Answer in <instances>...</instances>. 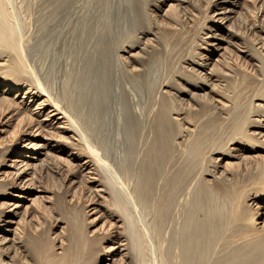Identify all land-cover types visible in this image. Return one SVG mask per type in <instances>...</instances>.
Instances as JSON below:
<instances>
[{"label":"bare ground","instance_id":"1","mask_svg":"<svg viewBox=\"0 0 264 264\" xmlns=\"http://www.w3.org/2000/svg\"><path fill=\"white\" fill-rule=\"evenodd\" d=\"M261 76L264 0H0V264H167L162 250L148 252L157 224L144 222L151 212L160 220L176 193L181 175L167 166L205 122L235 112L239 79ZM249 97L246 119L211 148L202 178L239 187L230 193L244 221L228 232L191 222L179 264H209L218 246L214 264H264L255 219L264 178L241 191L234 174L258 168L264 145V87ZM41 171L60 178L57 188ZM85 190L82 232L99 246L81 257L69 221L60 215L39 233L37 220L57 196L74 202Z\"/></svg>","mask_w":264,"mask_h":264},{"label":"rangeland","instance_id":"2","mask_svg":"<svg viewBox=\"0 0 264 264\" xmlns=\"http://www.w3.org/2000/svg\"><path fill=\"white\" fill-rule=\"evenodd\" d=\"M251 19L252 20H250V21H253V18H251ZM30 24L32 25L31 21H30V23L27 22V24H25V27L28 29H24L25 30L24 33L27 34V36H29V37L31 36L30 34H32V31H30L32 29V27L29 29V27L31 26ZM27 26H29V27H27ZM28 31H30L31 33L29 32V34H28ZM168 59H169V61H168ZM168 59L162 60L163 62L161 65H164L163 68L164 69L167 68V69L164 71V69L161 66L159 69L160 71H162L161 69H163V71L161 73H164V72L166 73L167 70L169 72L172 69L171 67L174 66V63H175L174 59H176V57L174 56V58H173V56H171ZM171 65H173V66H171ZM260 79H261V81L260 80L254 81L251 79H249V80L239 79L237 81V83L235 84L236 85V91H237L236 100H235V108H234L235 112L234 113L232 112L231 116L228 119L224 118V119L220 120L221 118L213 117V119H211L210 122L209 121L205 122L203 124V129L200 133L202 137L201 138L199 137L197 139L195 137V138H192L191 141L188 140L186 142H183L180 146L181 148L178 150V152L179 151L180 152L179 153L177 152L176 153L177 156L175 157V159L172 162H170V164H168V166L170 165L169 167L167 166V169L169 168L168 174H174V172L177 171L176 173H178V174L180 173L181 177H179L180 181H179V184L176 188V193L174 192V196H172V198H171L172 200L170 199V201H171L169 203L170 205L169 204H168L169 206L166 205V208H165L164 212L162 213V216H161L162 219L160 217V220L156 219L157 220L156 221L155 220L156 216H154L156 214H153V212H151V210L148 211V213L151 212V214H149L147 217L144 215V219L147 218V220L144 221V219H143V221L145 223L147 222L146 226L148 228L152 223L156 222V224H157L156 226H155V224H153V226L150 227L153 229L152 231L154 233L156 232L155 234L152 231L148 232V233L152 232L151 233L152 235L151 234L148 235V236H150V238L152 237V239H150V241L151 240L152 241L148 245V247L150 246L148 252L151 254V256L156 255V257H158L157 255H159V252L162 250L161 252H162L163 257H165L164 259H166L165 261H168L167 264H169V263L174 264V262H175V264H177L178 262L179 263L183 262L184 256L182 257V254H181L183 249L180 246V241H181L180 239H183L184 238L183 236H185V234L186 235H187V233L189 234L188 231L190 229H192V228H190L191 222L193 225L194 224L196 225V223L198 222V224L199 223L204 224V225L206 224V226L209 225V222H210V223L215 224V226L217 225L216 226L217 229L222 230V231H224L229 226L228 230L227 231L225 230L226 232L233 229L234 226H232V225H234V224L236 225V222L238 220L236 221V215H234V214H236L235 210H237V209H235V207L237 208V206H235L236 201L234 200L235 198H234V196L232 197V195L235 193H237L236 196L238 195V192H240L239 187L232 188L231 186L228 185V187L225 186V188H224L220 184L207 185L202 180V178L204 179L205 176H208V175L203 174V170L206 169L208 166L209 155L211 154L212 149H216L215 147L218 148V147L224 146L226 141H227V138L230 136V133H232V131L235 129L236 126L237 127H238V125L240 126L241 121H243L244 118L246 119L248 112L250 111V104H249L250 94L252 93L253 89H261L262 87H264V76H261ZM139 98H140V102H141L140 105L144 106V107L147 106L150 109V107H151L150 105H152L150 103L152 100H150V102H149V99H147L148 97L145 99H142V97H139ZM141 99H142V101H141ZM146 99L148 100V102L145 101ZM257 102H260V101H257ZM145 103H149V104H145ZM147 107H146V110H148ZM150 130H151V128H148V130L146 132L147 139H148V137L150 138L152 136L151 135L152 132H150ZM148 131H149V133H148ZM262 139H264V137ZM263 142H264V140H263ZM121 147H122V145H121ZM260 148L261 149L257 150V154L259 155V160H260V165L258 168L260 170L258 168H254L252 166L251 167L240 166V168H237V169L235 168L236 171L234 174H235V176H237V177H235V178H237L236 180L239 181L238 185L240 184L239 185L240 190L241 189L243 190V187H244V189L253 187L255 183H256L255 185H257V184L262 185L260 183H262L261 181L264 178V145H260ZM12 159H15V157H13ZM111 162H113V161L109 160V163H111ZM170 171H172V172H170ZM40 173H41L40 181L43 184L48 183V184L56 186V185L61 183L60 178L52 175L49 172H48L49 174L47 172H44V171H41ZM239 179L243 180L242 183ZM59 181H60V183H59ZM229 187L232 188V190H234V191H235V189L237 191V188H238V191L237 192L231 191ZM56 188H57V186H56ZM226 188L229 189L230 191H228V190L226 191ZM223 189H225V190H223ZM230 192L233 194H231ZM86 199H87V191L86 190L82 191V192L80 191L78 193V197H77L78 203H77V201H74V202L69 201L68 196L65 194H63V196H61L60 198L57 196V198L55 200L56 201L55 202L56 203L55 204L56 205L55 210H53V211L51 210L48 212L46 211L44 218L42 217L39 220H37V221H39V223H40L39 226L41 227L40 228L41 230L39 231V233H42V231H44L45 229H48L50 227V225H52L51 223L53 222V218L57 219V218H59L58 216H60V215L64 217L63 219H65V221L66 220H67V222L69 221L71 229H72V233H74L75 239L79 243V246H80L79 250H82V251H80V254H81V252L83 253V254H81L82 255L81 257H84V255H85L84 251H85V253L87 252L86 249L89 248V245L90 246L94 245V246H96V248L99 246V240L98 239H91L90 238L88 240V238H85L86 237V235H84L85 231L82 232V229L85 230L84 224H81V223L83 222L82 221L83 218H85V216H84L85 214H83L82 211H83ZM4 201H6V200L3 199V201L0 202V206H1L2 202H4ZM199 203H200V206H199ZM78 209H79V211H78ZM0 211H3V210H0ZM32 211H33V208H30L27 210L25 215H23L26 222L28 221V219H30L29 216L31 215ZM145 211H147V210H145ZM138 212H139V210H138ZM208 213H210V214H208ZM144 214H147V212H145ZM148 217H149V220H148ZM211 217H212V219H210ZM208 218H209V220H208ZM234 218H235V220H234ZM255 219L257 220L256 225L258 227H261V230L264 229V208L261 210V212L258 216H255ZM153 220H155V221L153 222ZM149 221L152 223H150ZM193 221H194V223H193ZM241 221H244V220H241ZM241 221H239V222H241ZM57 222L58 221H56V223ZM148 222L150 225L148 224ZM223 222H224V224H223ZM239 222H237V223H239ZM29 223H31V222H29ZM146 226L144 225V227H146ZM154 226L157 230L154 229ZM55 227H56V224H55ZM147 227H146V229H147ZM51 229L53 231L56 230V228H51ZM186 229H187V231H186ZM148 230H151V229H148ZM183 231L184 232L186 231V233H183ZM259 233H261V232H259ZM262 233H264V230L262 231ZM181 235H183V236H181ZM41 237L42 236H39V238H37V239H40L42 241L47 240V238H45V240H44V238H41ZM147 240L149 241V238ZM87 241H89V242L87 243ZM48 243H47V245H48ZM151 243L154 244L156 248L158 247V250L154 248V245L152 248ZM49 245H48L49 249H51L50 248L51 243H49ZM159 245L162 249H160ZM82 246H84V247H82ZM151 249H153V250H151ZM216 249H218V251H216ZM216 249L213 250V249L209 248L207 250V252L212 253V254L207 253V255L209 254L208 256L205 255L207 257V259H209V256H210V259L208 261L209 264H211V263L214 264L213 261H216V259H218V257L221 255V253L219 252V246ZM151 251H154V253H151ZM155 251H157L158 253L157 252L155 253ZM176 251H177V255H176ZM217 253H218V255H217ZM183 254H184V251H183ZM176 258L177 259L179 258L178 262H176L177 261ZM175 259H176V261H175Z\"/></svg>","mask_w":264,"mask_h":264}]
</instances>
